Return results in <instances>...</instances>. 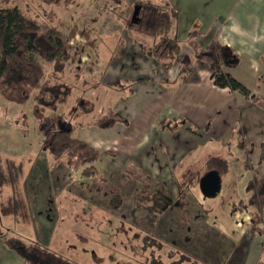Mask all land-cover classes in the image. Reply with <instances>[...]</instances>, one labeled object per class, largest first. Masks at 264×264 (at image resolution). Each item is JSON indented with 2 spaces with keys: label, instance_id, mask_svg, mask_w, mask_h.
<instances>
[{
  "label": "rangeland",
  "instance_id": "374dc122",
  "mask_svg": "<svg viewBox=\"0 0 264 264\" xmlns=\"http://www.w3.org/2000/svg\"><path fill=\"white\" fill-rule=\"evenodd\" d=\"M136 1L0 0L1 8L16 7L46 27V36L63 40L74 24L91 30L93 46L76 38L78 61L60 77L70 90L59 109L62 128L81 126L78 138L108 108L127 120L117 126L116 138L133 130L127 115L132 105L127 109L123 93L107 83L118 66L133 72L132 54L140 66L146 58L138 49L150 42L124 27ZM88 66L89 73L75 76L76 68ZM225 121L233 138L228 133L205 144L183 133L152 132L130 157L106 156L96 164L97 176L85 178L41 152L32 104L0 100V158L20 171L13 189L0 186V264H245L255 241L249 212L236 204L246 200L252 172L235 147L239 122ZM214 157L228 162L229 173L220 179L219 194L205 199L197 182L205 175L201 164Z\"/></svg>",
  "mask_w": 264,
  "mask_h": 264
},
{
  "label": "trees",
  "instance_id": "16d2710c",
  "mask_svg": "<svg viewBox=\"0 0 264 264\" xmlns=\"http://www.w3.org/2000/svg\"><path fill=\"white\" fill-rule=\"evenodd\" d=\"M138 7L137 23H131L134 8ZM131 17L125 20L124 27L150 42L149 47L139 45L141 54L161 64L164 71H169L178 58L182 43L177 38L178 12L168 2L156 4L150 0H139L131 4ZM46 29L34 19L25 17L18 8L0 7V100L6 104L25 108L32 104V115L40 138V150L53 161L61 163L69 172H78L85 178L97 176L96 164L100 161V153L75 135L76 127L62 128L64 115L59 109L67 104L70 90L60 81L64 70L78 61L74 40H83L84 45L92 47L89 37L91 30L78 29L74 24L67 29L63 40L43 35ZM200 34L197 30L189 32L184 45L191 54L179 59L178 77L172 82H164L178 86L192 75L194 63L204 64L210 72L213 85L231 93H237L247 102L262 106L264 99L255 97L245 86L230 76L228 70L234 69L238 57L224 44L212 41L201 49L197 43ZM264 70V52L260 58ZM48 69L51 76H48ZM92 66L75 69V76L82 72H90ZM126 81H115L112 88L116 91L131 87ZM25 123V121H23ZM186 123L183 119H160L156 128L161 133L174 135ZM126 121L103 110L90 124L97 129H109ZM236 147L244 151L243 135L238 133ZM264 161V143L260 148V156L255 164ZM203 173L215 171L220 179L229 173V164L221 158H209L201 164ZM19 167L10 160L4 162L0 158V186L17 183ZM199 182V180H198ZM197 182V184H198ZM245 201L236 204L237 209L245 210L250 215L249 236H264V179L256 176L247 182Z\"/></svg>",
  "mask_w": 264,
  "mask_h": 264
},
{
  "label": "crops",
  "instance_id": "0c3cea01",
  "mask_svg": "<svg viewBox=\"0 0 264 264\" xmlns=\"http://www.w3.org/2000/svg\"><path fill=\"white\" fill-rule=\"evenodd\" d=\"M168 1L178 12L176 31L177 38L182 43L173 67L166 72L159 63L147 57L141 59L140 66L136 64L132 54L128 58L133 72L125 71V67L118 66L116 72H112L113 75L108 73L113 79L107 83V88H112L115 81H126L132 85L119 92L124 96L122 104L127 109L132 105L127 115L133 130H128L129 133L116 138L119 134L116 131L117 126L125 124H116L109 129L92 127V130L88 129L84 133L83 139L77 138L97 150L101 156L99 162H102L106 156H117L118 152L130 157L133 150L140 148L152 132L153 136H165L167 133H161L156 128L158 120L162 118L186 120L175 135L183 133L186 137L195 136V139L205 144L221 141L228 133L231 135V129L227 130L223 120L233 125L238 121L244 142V151L241 153L246 157L252 172L251 178L256 176L264 179V161L257 166L256 171H253V166H256L260 156L261 145L264 143L262 106L247 102L237 93L216 88L210 72L202 63H194L192 75L178 86L164 83L166 80L172 82L178 77L179 59L191 54L184 42L190 31L197 30L200 34L197 43L201 49L215 40L224 44L238 57V65L228 70V73L255 97L264 99V75L260 74L263 71L260 58L264 52V0ZM247 84H251L252 87H248ZM108 109L122 117L127 125L123 115H119L111 108ZM80 127H76V131ZM231 136L230 138H233V135ZM234 143L236 147V138ZM252 238L255 242L250 246L251 251L243 261L245 260V264H264V236Z\"/></svg>",
  "mask_w": 264,
  "mask_h": 264
},
{
  "label": "water",
  "instance_id": "95a60500",
  "mask_svg": "<svg viewBox=\"0 0 264 264\" xmlns=\"http://www.w3.org/2000/svg\"><path fill=\"white\" fill-rule=\"evenodd\" d=\"M138 11L139 8L135 7L132 17L131 23L136 24L138 19ZM199 190L205 199H213L215 198L220 192V176L215 171H210L206 173L203 177L199 179L198 182Z\"/></svg>",
  "mask_w": 264,
  "mask_h": 264
}]
</instances>
